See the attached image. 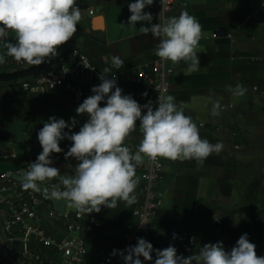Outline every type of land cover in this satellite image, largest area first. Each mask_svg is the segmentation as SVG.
Wrapping results in <instances>:
<instances>
[{
	"label": "crops",
	"instance_id": "crops-1",
	"mask_svg": "<svg viewBox=\"0 0 264 264\" xmlns=\"http://www.w3.org/2000/svg\"><path fill=\"white\" fill-rule=\"evenodd\" d=\"M184 1L187 5H179L173 15L187 11L202 25V36L211 39L199 41L196 50L200 60L198 71L189 73L188 64L183 61L172 64L175 72L169 95L186 115L193 118L201 138L213 144L221 142L223 150L210 155L202 166L194 160L162 159L165 167L157 190L163 196V207L151 221L147 234L138 231L139 220L134 214L145 201L143 176L150 163L145 157L143 166L136 169L139 178L135 190L137 202L129 207L118 201L114 209L101 206L99 213L94 212L97 223L88 238L84 264H100L113 249L124 250L135 245L138 238L150 242L154 249L162 250L171 244L177 249V255L187 257L198 253L204 244L217 241L223 242L225 249L230 251L245 233L256 245L257 255L264 257V0ZM77 2L85 7L80 8L82 18L71 40H74V48L89 57L97 73L79 76L76 81L84 86L98 85L100 72L111 66L112 57H119L124 67L113 68L112 73L127 89L142 96L143 105L151 100L155 108L147 78L155 74L153 65L159 58L154 49L159 40L151 33L142 35L137 30L141 26L160 23V1L154 0L144 9L151 13V23L137 22L135 28L128 25L131 15L128 5L135 0ZM92 9L99 12L92 16ZM100 15L104 17L103 28L94 30L92 21ZM7 39H14V34L9 32ZM4 52L0 42V55ZM66 53H58L31 75L0 82V174L12 173L18 178L17 174L38 157L42 148L37 134L49 117L62 118L69 123L70 118L75 117L78 123L72 132L79 131L86 121V115L76 114L79 103L67 86L54 91L33 92L24 88V84L33 81L38 73L52 69ZM31 67L6 57V63L0 65V74ZM237 83L248 89L242 97H235L229 91V86L235 87ZM216 102L221 105L219 116L212 115ZM141 139L137 125L126 145L134 153ZM71 143L62 140L63 151L52 154V166L59 168L62 175H72L77 163L74 159L63 158ZM38 194L45 217L48 210L54 209L73 219L77 211L69 208L65 201L45 199ZM3 208L5 206L0 204V209ZM217 220L221 223L216 224ZM182 230L196 240L191 252L179 238ZM174 233L178 237L175 240ZM39 245L40 240L34 239L27 247L36 250ZM25 247L23 243L18 244L19 250ZM154 260L155 252L152 264ZM44 262L64 264L55 248L46 250Z\"/></svg>",
	"mask_w": 264,
	"mask_h": 264
},
{
	"label": "clouds",
	"instance_id": "clouds-1",
	"mask_svg": "<svg viewBox=\"0 0 264 264\" xmlns=\"http://www.w3.org/2000/svg\"><path fill=\"white\" fill-rule=\"evenodd\" d=\"M153 2L130 3L128 25L135 28L137 22L151 23L153 17L144 9ZM81 18L77 0H0V42L5 49L0 55V65L6 63V57L29 66H39L56 57L57 49L77 32ZM137 31L142 35L151 33L159 40L154 52L161 61L174 65L183 61L188 64L189 73L199 70L196 50L202 38V25L187 11L162 24L141 26ZM9 32L14 34V43L7 39ZM122 67L124 62L112 57L111 66L100 72L101 83L91 88L92 95L75 110L78 116H87L79 131H71L78 123L75 117L70 118V123L54 116L44 122L37 134L42 152L17 174L23 190L40 193L45 199L63 200L79 215L99 213L101 206L114 209L118 201L130 207L137 202L136 169L143 166L145 157L153 163L159 159L194 160L202 166L210 155L223 150L221 142L213 144L201 138L193 118L174 102L172 95H159L155 108L151 100L140 105L131 95H123L112 73L113 68ZM229 91L242 97L248 89L237 83L235 87L229 86ZM101 102L105 106L101 107ZM220 109L216 102L212 115L219 116ZM137 121L142 139L133 153L126 141L136 130ZM64 139L72 142L65 159L77 161L72 175H62L59 168L52 166V154L63 151L60 142ZM53 180L58 182L49 185ZM177 238L174 233L173 239ZM153 252L154 264H264V257L257 255L256 245L250 242L247 233L239 237L230 251L217 241L206 243L198 253L185 257L177 255L171 244L162 250L154 249L150 242L138 238L135 245L124 250L113 249L111 256L119 255L124 264H143L153 261Z\"/></svg>",
	"mask_w": 264,
	"mask_h": 264
},
{
	"label": "built area",
	"instance_id": "built-area-1",
	"mask_svg": "<svg viewBox=\"0 0 264 264\" xmlns=\"http://www.w3.org/2000/svg\"><path fill=\"white\" fill-rule=\"evenodd\" d=\"M159 1L161 24L174 16L173 13L179 5H187L184 0H163V4L161 0ZM98 12L92 9L90 15L93 16ZM209 39L211 37L202 36L200 41ZM153 68L155 74L147 78V85L153 93V100L157 107L158 96L169 95L171 91V79L175 70L170 61L164 62L160 59L154 63ZM87 73H97L96 67L85 53L73 48L63 54L52 69L38 73L33 81L25 83L24 88L33 92L54 91L59 87L67 86L75 93L77 103L81 104L85 98L92 95L93 86L80 85L76 78ZM115 78L118 86L123 90V95H131L140 105H143L140 94L127 89L118 76ZM100 106H105L104 102H101ZM230 107L232 108L233 105ZM139 123L137 121L138 126ZM63 158L65 159V154ZM164 167L162 159L156 163L150 161L143 176L145 201L134 214L139 220L138 231L145 234L149 232L151 221L163 207V196L157 190V184ZM0 204L5 206L0 209V264H46L44 257L49 248L57 250L64 264L85 263L88 255V238L94 233L97 223L94 212L86 215H79L76 212L73 219H70L68 214L50 209L45 217L41 210L43 203L39 194L31 190H23L19 179L12 173L0 174ZM64 220L66 222L62 225L61 222ZM215 223L220 224L221 221L217 220ZM179 238L186 243V250L191 252L196 244L195 238L185 230L181 231ZM34 239H39L40 245L36 250H31L27 246ZM20 243L26 246L25 249H18ZM145 262L152 264V261ZM123 263L119 255L111 256V253L100 262V264Z\"/></svg>",
	"mask_w": 264,
	"mask_h": 264
},
{
	"label": "trees",
	"instance_id": "trees-1",
	"mask_svg": "<svg viewBox=\"0 0 264 264\" xmlns=\"http://www.w3.org/2000/svg\"><path fill=\"white\" fill-rule=\"evenodd\" d=\"M77 6L79 8H84L85 7L84 5L79 4L78 2H77ZM9 40H11L13 43L15 42L14 39H9ZM73 48H74V40H69L66 44L60 46L57 49V52L58 53H65V52L71 51ZM11 59H12L11 57H7V60H11ZM51 59L52 58L46 59L45 62L42 63L41 65H39V66H32L28 70L17 71V72H14V73H4V74H0V82H11V81L17 80L18 78L31 75V74H33V73L41 70L44 67V65L48 61H50Z\"/></svg>",
	"mask_w": 264,
	"mask_h": 264
},
{
	"label": "water",
	"instance_id": "water-1",
	"mask_svg": "<svg viewBox=\"0 0 264 264\" xmlns=\"http://www.w3.org/2000/svg\"><path fill=\"white\" fill-rule=\"evenodd\" d=\"M104 17L102 15L97 16L92 21V27L94 30H101L103 28Z\"/></svg>",
	"mask_w": 264,
	"mask_h": 264
}]
</instances>
